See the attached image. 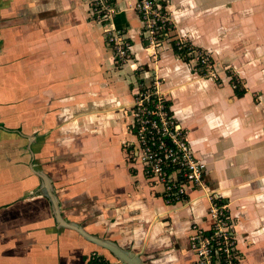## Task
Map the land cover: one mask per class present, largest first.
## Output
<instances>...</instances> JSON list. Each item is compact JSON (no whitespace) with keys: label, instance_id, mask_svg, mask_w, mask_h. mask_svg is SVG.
<instances>
[{"label":"crops","instance_id":"crops-1","mask_svg":"<svg viewBox=\"0 0 264 264\" xmlns=\"http://www.w3.org/2000/svg\"><path fill=\"white\" fill-rule=\"evenodd\" d=\"M110 1L132 45L124 65L91 0H0V264H92L94 253L122 264L57 224L39 173L66 221L143 264H197L193 227L212 225L205 191L168 204L129 157L134 97L154 77L205 185L229 205L241 264H264V0L162 2L218 77L171 44L153 58L135 0Z\"/></svg>","mask_w":264,"mask_h":264},{"label":"built area","instance_id":"built-area-1","mask_svg":"<svg viewBox=\"0 0 264 264\" xmlns=\"http://www.w3.org/2000/svg\"><path fill=\"white\" fill-rule=\"evenodd\" d=\"M163 1L135 0L131 8L142 20L152 57L157 58L164 45L171 44L201 76L218 77L210 54L177 34ZM91 4L93 15L105 27L117 62L123 65L132 62V45L125 32L115 25L118 11L111 1L91 0ZM160 84L161 81L154 77L149 86L143 83L135 94L131 131L136 144L132 146L131 162L142 165L146 176L162 187L163 198L168 204H187L189 191L198 188L205 191L210 202L212 225L209 230L193 227L190 245L197 264H241L229 205L205 185V164L196 159L187 134L173 116L169 99L160 90ZM237 87L234 84V88ZM99 257L101 255L97 253L92 255V258H98L97 264H106Z\"/></svg>","mask_w":264,"mask_h":264},{"label":"water","instance_id":"water-1","mask_svg":"<svg viewBox=\"0 0 264 264\" xmlns=\"http://www.w3.org/2000/svg\"><path fill=\"white\" fill-rule=\"evenodd\" d=\"M39 176L43 179V181L46 185L47 193H44V194L52 202L55 219H56L57 224L60 227L76 231L83 238H85V240H87L88 242H90V243L96 245L97 247L109 252L117 261H119L122 264H143V261L138 254L121 248L114 241H111L108 239H103V238H100L96 235H92V234L88 233L78 223L66 221L61 214V210L59 207V202L57 200V197L53 193L51 181L43 173H39Z\"/></svg>","mask_w":264,"mask_h":264},{"label":"trees","instance_id":"trees-1","mask_svg":"<svg viewBox=\"0 0 264 264\" xmlns=\"http://www.w3.org/2000/svg\"><path fill=\"white\" fill-rule=\"evenodd\" d=\"M169 105H170V102H169ZM97 259H98V258H92V264H97V262H98ZM99 259H101V261H103L104 263L109 264V263L104 259L103 256L99 257Z\"/></svg>","mask_w":264,"mask_h":264},{"label":"rangeland","instance_id":"rangeland-1","mask_svg":"<svg viewBox=\"0 0 264 264\" xmlns=\"http://www.w3.org/2000/svg\"><path fill=\"white\" fill-rule=\"evenodd\" d=\"M134 118V116L132 117V119ZM133 121V120H132ZM129 157L131 158V153H130V155H129Z\"/></svg>","mask_w":264,"mask_h":264}]
</instances>
